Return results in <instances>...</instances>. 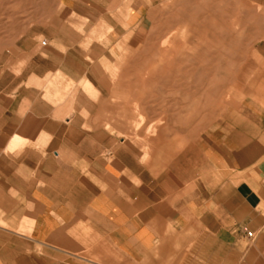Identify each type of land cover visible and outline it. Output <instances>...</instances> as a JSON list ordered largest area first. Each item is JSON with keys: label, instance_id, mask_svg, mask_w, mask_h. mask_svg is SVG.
Masks as SVG:
<instances>
[{"label": "crops", "instance_id": "crops-1", "mask_svg": "<svg viewBox=\"0 0 264 264\" xmlns=\"http://www.w3.org/2000/svg\"><path fill=\"white\" fill-rule=\"evenodd\" d=\"M127 3L60 0L56 27L71 14L145 29V2ZM45 13V0H0V264H264V70L233 129L142 151L114 134L129 117L112 104L62 97L79 82L97 95L96 76L81 51L39 43Z\"/></svg>", "mask_w": 264, "mask_h": 264}, {"label": "rangeland", "instance_id": "rangeland-1", "mask_svg": "<svg viewBox=\"0 0 264 264\" xmlns=\"http://www.w3.org/2000/svg\"><path fill=\"white\" fill-rule=\"evenodd\" d=\"M59 1L45 0L50 28L37 40L48 46L59 40L81 51L80 69L96 76L98 91L86 95L88 86L79 82L67 84L62 97L80 89L82 101L112 104L115 119L129 117L124 132L114 134L135 149L148 151L157 136L171 133L181 149L205 130L220 134L225 124L233 129L243 92L256 86V71L264 70V0H141L147 11L143 30H113L71 14L68 27L58 29L65 25L58 23ZM128 1L125 6L137 0Z\"/></svg>", "mask_w": 264, "mask_h": 264}, {"label": "built area", "instance_id": "built-area-1", "mask_svg": "<svg viewBox=\"0 0 264 264\" xmlns=\"http://www.w3.org/2000/svg\"><path fill=\"white\" fill-rule=\"evenodd\" d=\"M41 45H42V46L46 45V42H45V41H42V42H41ZM243 232H244L245 236H246L248 239H252V238H253V232H252V231L247 230V229H243Z\"/></svg>", "mask_w": 264, "mask_h": 264}]
</instances>
